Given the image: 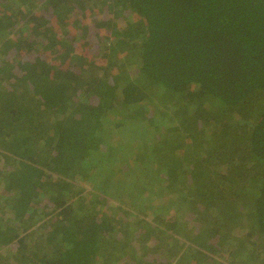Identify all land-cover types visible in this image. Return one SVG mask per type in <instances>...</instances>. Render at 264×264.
<instances>
[{
  "label": "trees",
  "instance_id": "trees-1",
  "mask_svg": "<svg viewBox=\"0 0 264 264\" xmlns=\"http://www.w3.org/2000/svg\"><path fill=\"white\" fill-rule=\"evenodd\" d=\"M0 264H264V0H0Z\"/></svg>",
  "mask_w": 264,
  "mask_h": 264
},
{
  "label": "rangeland",
  "instance_id": "rangeland-1",
  "mask_svg": "<svg viewBox=\"0 0 264 264\" xmlns=\"http://www.w3.org/2000/svg\"><path fill=\"white\" fill-rule=\"evenodd\" d=\"M126 139V141L128 142V140H127V138H125ZM125 142V141H124ZM127 142H125V143H127ZM130 147V146H129ZM131 148V147H130ZM131 149H133V148H131ZM124 157L126 156V154L124 153V155H123Z\"/></svg>",
  "mask_w": 264,
  "mask_h": 264
},
{
  "label": "built area",
  "instance_id": "built-area-1",
  "mask_svg": "<svg viewBox=\"0 0 264 264\" xmlns=\"http://www.w3.org/2000/svg\"><path fill=\"white\" fill-rule=\"evenodd\" d=\"M104 1H112V0H104Z\"/></svg>",
  "mask_w": 264,
  "mask_h": 264
}]
</instances>
